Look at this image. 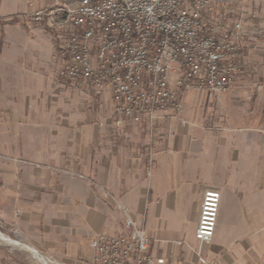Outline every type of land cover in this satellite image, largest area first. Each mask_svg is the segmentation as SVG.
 <instances>
[{
    "label": "crops",
    "instance_id": "crops-1",
    "mask_svg": "<svg viewBox=\"0 0 264 264\" xmlns=\"http://www.w3.org/2000/svg\"><path fill=\"white\" fill-rule=\"evenodd\" d=\"M50 5L0 0V228L42 256L93 264L95 238L125 233L123 206L167 264H264V0L216 8L214 23L247 29L231 87L185 93L186 123L153 133L116 127L110 91L59 78L56 41L36 18ZM209 189L222 199L201 243Z\"/></svg>",
    "mask_w": 264,
    "mask_h": 264
},
{
    "label": "built area",
    "instance_id": "built-area-1",
    "mask_svg": "<svg viewBox=\"0 0 264 264\" xmlns=\"http://www.w3.org/2000/svg\"><path fill=\"white\" fill-rule=\"evenodd\" d=\"M238 1L51 0L36 18L56 33L61 80L95 96L110 91L116 127L147 125L153 133L167 119L186 123L185 93L217 96L231 87L247 29L242 20L211 18L220 4ZM221 199L218 190L204 193L195 234L201 243L215 237ZM120 208L126 231L95 238L93 264H167L151 253L146 229Z\"/></svg>",
    "mask_w": 264,
    "mask_h": 264
},
{
    "label": "rangeland",
    "instance_id": "rangeland-1",
    "mask_svg": "<svg viewBox=\"0 0 264 264\" xmlns=\"http://www.w3.org/2000/svg\"><path fill=\"white\" fill-rule=\"evenodd\" d=\"M56 41V33L54 31H50ZM0 232L6 236L4 229L0 228ZM12 239L13 242H17L18 240L8 236ZM19 243V241H18ZM44 259L49 264H63L57 260L51 259L53 262L49 261V257L44 256ZM0 264H44L38 256L28 251V249L24 246H16L10 242H5L0 239Z\"/></svg>",
    "mask_w": 264,
    "mask_h": 264
},
{
    "label": "bare ground",
    "instance_id": "bare-ground-1",
    "mask_svg": "<svg viewBox=\"0 0 264 264\" xmlns=\"http://www.w3.org/2000/svg\"><path fill=\"white\" fill-rule=\"evenodd\" d=\"M0 239H1L2 241H5V242H10V243H12L13 245L21 246L20 243H18V242H13L11 238L7 237L6 235H4V234H2V233H1V235H0ZM26 248L28 249V251H30L31 253H33V254H35L36 256H38V258H39L44 264H49V263L46 262L47 260H45L44 257H43L42 255H40L37 251H35V250L32 249V248H28V247H26Z\"/></svg>",
    "mask_w": 264,
    "mask_h": 264
},
{
    "label": "trees",
    "instance_id": "trees-1",
    "mask_svg": "<svg viewBox=\"0 0 264 264\" xmlns=\"http://www.w3.org/2000/svg\"><path fill=\"white\" fill-rule=\"evenodd\" d=\"M2 26H4V23L0 21V27L2 28Z\"/></svg>",
    "mask_w": 264,
    "mask_h": 264
}]
</instances>
